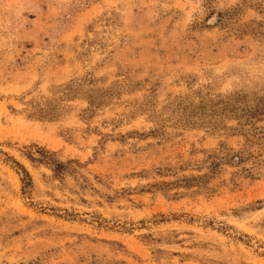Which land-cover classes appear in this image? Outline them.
<instances>
[{
  "label": "rangeland",
  "instance_id": "1",
  "mask_svg": "<svg viewBox=\"0 0 264 264\" xmlns=\"http://www.w3.org/2000/svg\"><path fill=\"white\" fill-rule=\"evenodd\" d=\"M0 264H264V0H0Z\"/></svg>",
  "mask_w": 264,
  "mask_h": 264
}]
</instances>
